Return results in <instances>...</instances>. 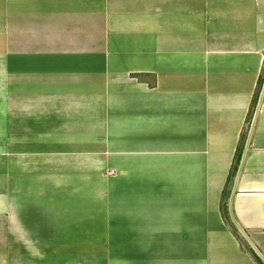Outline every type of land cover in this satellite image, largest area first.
<instances>
[{
	"label": "crops",
	"instance_id": "0c3cea01",
	"mask_svg": "<svg viewBox=\"0 0 264 264\" xmlns=\"http://www.w3.org/2000/svg\"><path fill=\"white\" fill-rule=\"evenodd\" d=\"M263 74L264 0H0V264L264 263Z\"/></svg>",
	"mask_w": 264,
	"mask_h": 264
},
{
	"label": "trees",
	"instance_id": "16d2710c",
	"mask_svg": "<svg viewBox=\"0 0 264 264\" xmlns=\"http://www.w3.org/2000/svg\"><path fill=\"white\" fill-rule=\"evenodd\" d=\"M264 75V74H263ZM262 85H263V77L259 80V84H258V88H257V91H256V94L254 95V101L253 103H256V100L260 94V91H261V88H262ZM249 118V117H248ZM248 121H250V118L248 119ZM241 141H245V135H242V138H241ZM240 141V142H241ZM241 142V144H243ZM240 157H241V148L239 147L237 149V152H236V155H235V163H234V166H233V170L236 169L237 167V164L240 160ZM232 174H230L231 176ZM228 181H229V178H228ZM227 189L226 191H224V200H222V204H221V213H222V217L224 219V222L226 223V225L228 226V228L230 229V231L238 238V240H240V242L244 245L245 241L243 239V237L240 235V233L238 232V229L236 227V225L234 224L233 220H232V214H231V211H230V207H229V204H228V201H227ZM248 252L250 253V255L252 256V258L258 263V264H264L261 259L259 258V256L253 251L251 250V248H249L248 246L245 247Z\"/></svg>",
	"mask_w": 264,
	"mask_h": 264
},
{
	"label": "water",
	"instance_id": "95a60500",
	"mask_svg": "<svg viewBox=\"0 0 264 264\" xmlns=\"http://www.w3.org/2000/svg\"><path fill=\"white\" fill-rule=\"evenodd\" d=\"M241 233H242V235H243V236H245V234H244V232H243V231H241Z\"/></svg>",
	"mask_w": 264,
	"mask_h": 264
}]
</instances>
